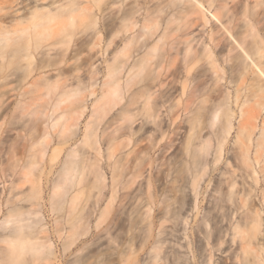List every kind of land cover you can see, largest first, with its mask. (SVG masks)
<instances>
[{
  "label": "bare ground",
  "instance_id": "1",
  "mask_svg": "<svg viewBox=\"0 0 264 264\" xmlns=\"http://www.w3.org/2000/svg\"><path fill=\"white\" fill-rule=\"evenodd\" d=\"M30 2L8 0L5 6L0 5V57L9 58L7 66L13 65L10 73H15L22 82L38 69L57 67L66 53L59 58L52 57L50 51L58 47L62 51L73 50L75 54H82L86 48L88 59L100 54L106 60V68L94 63L88 68L93 81L91 95L95 94L97 75L104 74L101 95L95 101L93 118L86 129L88 142L97 152L100 149L96 127L125 98V92L129 91V99L125 100L127 106L137 108L135 113L143 132L146 120L153 124L152 145L157 134L173 131V139L170 137L164 144L167 149L183 131L180 110L195 107L194 113L186 117L189 144L198 139L195 166L186 180L193 195L184 190L183 205L187 208L191 200H195L191 225L203 242L196 264H264V0H133L122 9L119 4L117 13L103 16L99 26L97 11L102 12L118 0H52L46 6L29 5ZM172 7V12H168ZM211 7L215 9L211 12L213 20L205 12ZM221 17H226L231 26L223 24ZM217 22L224 31L217 28ZM208 23L211 28L206 39L209 42L201 39ZM193 25L200 26L201 32L191 29ZM175 33L182 40L169 41ZM227 35L234 37L235 43L226 49ZM224 49L228 51L220 54ZM218 53L225 55L235 70L228 76L229 83H236L232 91L221 89L223 76L218 73L221 68ZM239 55L246 61L242 67L235 59ZM177 56L179 62H176ZM199 61L207 62L208 70L214 74L210 84H207L206 73H190ZM73 71L80 73L81 69L58 68L60 74ZM121 73L126 77L122 78ZM44 80L42 95L46 98L51 97L61 83L72 85L64 75L52 80L46 76ZM78 81L83 82V79L78 77ZM134 84L136 88H132ZM80 92L71 86L50 104L54 117L51 128L62 140L75 133L76 122L85 112L86 100L74 99ZM65 101L71 105L61 109ZM233 102L238 109L236 113ZM36 108L34 114H47L45 109ZM234 113L240 115L236 126L232 123ZM132 115H124L116 131ZM168 120L172 128L167 125ZM142 135L137 143L141 154L145 150ZM103 137L110 140L114 135L103 132ZM232 138L233 144L230 143ZM50 140L46 126L41 155ZM77 151L73 148L69 154ZM59 152L56 147L50 159ZM78 170L77 162L66 164L62 181L54 184V195L59 194L60 188L65 195L68 185L80 182H76ZM26 176L22 168L19 183H23ZM97 177L101 178V173L97 172ZM19 183L13 186L21 188ZM75 198L76 194L71 200ZM202 209L205 213L198 222ZM210 213L217 218L209 231ZM187 220L184 218V223ZM175 230L173 225L171 264H190L185 256L179 259Z\"/></svg>",
  "mask_w": 264,
  "mask_h": 264
},
{
  "label": "rangeland",
  "instance_id": "2",
  "mask_svg": "<svg viewBox=\"0 0 264 264\" xmlns=\"http://www.w3.org/2000/svg\"><path fill=\"white\" fill-rule=\"evenodd\" d=\"M51 1L31 0L29 5L46 6ZM132 1L118 0V3L110 4L102 12L97 11V25H100L103 16L117 13L119 4L122 9L131 5ZM7 3L8 0H0L2 6ZM172 9L174 7L169 8L168 12ZM214 11L213 7L205 10L212 20L211 12ZM221 19L223 24L231 26L226 17ZM209 24L201 38L206 41L207 31L211 28ZM190 28H196L197 33L202 30L196 25ZM217 28H222L218 22ZM172 39L175 42L182 40L177 33L169 41ZM234 43V37L228 36L225 48ZM200 46L198 43L197 47ZM226 49L219 53L224 54L228 51ZM63 52H66L64 60L57 67L38 69L22 82L19 76L10 73L13 65L7 66L9 58L6 55L0 57V264H171L173 225L179 243V259L185 256L190 264H196L203 242L202 237L193 232L191 225L196 210L195 200H191L187 208L183 205L184 190L193 195L186 180L195 166L198 153V139L189 144L186 117L191 116L196 108L180 110L183 131L175 144L167 149L164 144L170 137L173 139V131L157 134L152 145L153 124L146 120L143 132L135 113L137 108L127 106L125 100L129 99V91L125 92V98L96 127L97 146L100 149L97 152L88 142L86 129L93 118L95 101L101 95L104 73L97 75L95 94L91 95L93 81L89 78L88 68L94 63L105 69L106 60L100 54L88 59L86 48L82 54H75L73 50L62 51L58 47L50 54L59 58ZM219 53L218 64L222 69L218 73L223 76L221 89L232 91L236 83H229L228 76L235 70L231 67V61ZM177 57L176 62H179ZM235 59L241 67L246 64L240 55ZM59 67H79L81 72L60 74ZM190 73H206L207 84L214 76L208 70L207 62L203 61L195 63ZM45 75L51 80L64 75L72 85L61 83L51 97L46 98L42 95ZM121 76L125 78L126 74L121 73ZM78 77L83 82H79ZM71 86L81 90L74 99L86 100V108L76 122L75 133L69 139L62 140L51 128L54 118L51 105L61 92ZM132 88H136V84ZM70 105L65 101L61 109H67ZM35 108L39 111L45 109L47 114H34ZM232 108L235 113L238 111L234 102ZM128 113L133 115L124 120L120 130L116 131L118 123ZM235 113L232 118L234 126L240 119V115ZM109 124L112 125L107 128ZM46 126L50 130L51 140L46 152L41 155V140ZM170 126L172 128L173 124ZM103 132L105 135L112 133L114 138L109 140L103 137ZM141 133L145 143L143 154L137 150ZM233 141L234 138L230 143L233 144ZM56 147L60 152L52 160L50 157ZM73 148L78 151L69 154ZM71 161L77 162L79 170L76 182H80L68 185L65 195L61 188L59 194L54 195V184L62 181L64 168ZM22 168L27 176L23 183H19ZM97 172L101 173V178L97 177ZM13 183H19L22 187H15ZM75 194L76 198L71 200ZM204 213L205 209H202L198 222ZM210 214L208 218L213 222L208 220L209 231L212 230L211 226H215L213 224L217 218ZM184 218H188V222L184 223Z\"/></svg>",
  "mask_w": 264,
  "mask_h": 264
}]
</instances>
